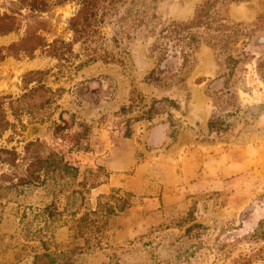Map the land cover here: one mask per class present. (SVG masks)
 I'll list each match as a JSON object with an SVG mask.
<instances>
[{"label": "rangeland", "instance_id": "rangeland-1", "mask_svg": "<svg viewBox=\"0 0 264 264\" xmlns=\"http://www.w3.org/2000/svg\"><path fill=\"white\" fill-rule=\"evenodd\" d=\"M207 1L120 0L62 57L0 51V95H21L30 70L54 92L33 117L8 116L0 146L20 152L38 138L78 169L60 191L31 185L0 198V264L43 252L38 264H264V0ZM200 7L198 25L165 30ZM74 8L47 14L48 41L70 40ZM21 35L0 34V47ZM87 54L96 60L80 65ZM212 117L226 129L209 130ZM114 197L127 205L106 215L100 205ZM84 213L104 220L82 229L87 243L72 220Z\"/></svg>", "mask_w": 264, "mask_h": 264}, {"label": "trees", "instance_id": "trees-1", "mask_svg": "<svg viewBox=\"0 0 264 264\" xmlns=\"http://www.w3.org/2000/svg\"><path fill=\"white\" fill-rule=\"evenodd\" d=\"M118 1L120 0H0V8L2 9L0 11V34L22 30V35L16 42L0 47V51L4 50L6 55L16 57L18 54L31 56L35 50L47 48L50 55L56 58L62 57L65 53L70 52L71 44L82 45L92 40L98 32L103 17L109 8ZM210 1L212 0L207 1V3ZM69 2H73L75 5L74 11L65 21L66 29L70 33V40L64 41L60 37L53 36L48 41L43 35V32H47L49 29L47 14ZM203 10L200 7L195 18L188 23L170 22L165 30L174 34H178L180 31H188L190 27L199 24L198 18ZM184 37L182 36V38ZM186 37L189 40L186 43L196 41V38L191 34H187ZM96 57L87 54L80 65L92 62L96 60ZM182 61H187L185 53H183ZM42 74H44L42 70L27 71L21 77L24 90L21 95L17 97L0 95V135L14 126L8 120V116H11L15 121L19 120L20 114L33 117L38 109L52 101L54 92L41 82ZM30 82H34V85L27 87ZM129 99L131 101V97ZM120 110L124 111L125 107H121ZM58 118L65 125L60 114ZM131 119L135 120L136 118ZM124 121L128 124L130 119L125 118ZM63 125L54 123V129L59 130L64 127ZM207 126L209 130L226 129V125L213 117L208 119ZM127 135L128 131L125 132V136ZM75 143L78 145L77 142ZM76 147L79 148V146ZM77 171V167L67 161L62 153L46 145L38 138L25 141L20 152H17L14 147L0 146V198H3L8 191L31 185L56 187L60 191L74 181ZM70 192L74 194L77 191L71 190ZM71 195L69 194L66 198L68 199ZM113 199L115 203L112 206L105 203L100 205L106 215L113 213L114 208L121 211L127 205L125 198L114 197ZM52 214V211L46 210V217L50 218ZM70 214L73 215L74 212ZM73 218L76 228L74 236L82 237L86 243L91 237H86L82 229L95 223H97L96 228H99L104 223V220L100 221V218L95 220L88 217L87 213ZM44 257H50V254L46 252L35 254L32 264H38V260ZM64 264H68V262H64Z\"/></svg>", "mask_w": 264, "mask_h": 264}]
</instances>
